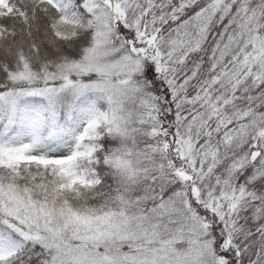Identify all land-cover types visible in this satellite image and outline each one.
Returning <instances> with one entry per match:
<instances>
[{
	"label": "snow or ice",
	"instance_id": "obj_1",
	"mask_svg": "<svg viewBox=\"0 0 264 264\" xmlns=\"http://www.w3.org/2000/svg\"><path fill=\"white\" fill-rule=\"evenodd\" d=\"M0 264H264V0H0Z\"/></svg>",
	"mask_w": 264,
	"mask_h": 264
}]
</instances>
